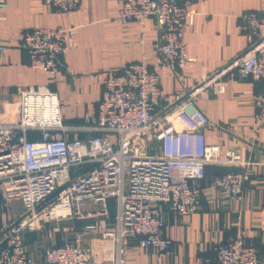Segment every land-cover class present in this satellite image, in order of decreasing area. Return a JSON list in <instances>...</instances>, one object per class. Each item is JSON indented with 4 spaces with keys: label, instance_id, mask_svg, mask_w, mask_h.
Listing matches in <instances>:
<instances>
[{
    "label": "built area",
    "instance_id": "obj_1",
    "mask_svg": "<svg viewBox=\"0 0 264 264\" xmlns=\"http://www.w3.org/2000/svg\"><path fill=\"white\" fill-rule=\"evenodd\" d=\"M81 1L44 0L60 11L72 10ZM192 1L122 0L117 14L122 23L154 19L160 62L180 77L188 60L182 30L192 19ZM5 8V0H0V22ZM240 18L241 29L250 36L244 52L173 103L161 91L159 74L141 59L108 72L97 110L84 115L81 127L64 124L57 96L46 85L18 89V99L3 104L0 206L17 199L24 213L11 214L0 225V264H39L24 236L43 224L93 219L83 231L96 233L112 216L110 199L116 204V227L99 232L114 236L120 254L123 240L135 238L139 247L153 249L162 259L172 245L165 234L167 211L183 216L202 208L204 200L220 209L242 197L254 163L242 152H222L206 141L204 130L215 123L195 103L206 91L222 93L221 80L234 73L264 84V8L246 11ZM21 40L29 66L44 70L51 79L60 71V57L73 45L69 27L28 29ZM0 51L6 47L0 45ZM253 106L252 127L264 129V85L254 94ZM75 131L84 135L70 137ZM207 165L226 170L203 188ZM213 249V257H205L202 264H264V254L243 228ZM42 250L41 264H91L92 249L80 242ZM109 264L126 263L117 258Z\"/></svg>",
    "mask_w": 264,
    "mask_h": 264
},
{
    "label": "crops",
    "instance_id": "obj_2",
    "mask_svg": "<svg viewBox=\"0 0 264 264\" xmlns=\"http://www.w3.org/2000/svg\"><path fill=\"white\" fill-rule=\"evenodd\" d=\"M5 2L0 22V45L6 47L5 52L0 51V110L4 103L18 99V89L46 85L57 96L64 124L75 128L84 125L85 114L96 112L108 72L126 62L148 60L150 68L160 76L167 101L175 102L193 85L244 52L250 36L241 29L240 16L264 8V0H193L189 5L192 19L182 30L188 60L180 77L160 62L154 19L147 18L143 24L118 20L122 0H82L69 11H60L44 0ZM39 27L71 28L73 45L60 57V71L54 79L44 70L29 66L22 46L23 32ZM221 81L222 93L206 91L195 103L215 123L204 130L206 141L220 146L222 152H242L246 160L254 163L249 166L250 179L240 199L229 200L220 209L208 206L204 200L202 208L183 216L167 211L165 234L172 245L162 259L153 249L139 247L135 238L123 240L120 254L114 236L99 232L114 231L115 213L96 233L83 231V226L93 219L51 222L43 224L41 231L26 233L24 240L33 258L41 264L43 248L74 241L92 249L91 264H109L117 258L126 264H202L205 257H213L216 242L235 235L240 228L247 230L264 254V129L252 127L253 96L264 84L237 73ZM69 135L84 134L75 131ZM225 170L207 165L201 186L208 188L210 178ZM212 193L217 196L215 189ZM8 219L7 215L0 216V225Z\"/></svg>",
    "mask_w": 264,
    "mask_h": 264
},
{
    "label": "rangeland",
    "instance_id": "obj_3",
    "mask_svg": "<svg viewBox=\"0 0 264 264\" xmlns=\"http://www.w3.org/2000/svg\"><path fill=\"white\" fill-rule=\"evenodd\" d=\"M108 206H109V210L111 211V214L115 213L116 204H115V200L114 199L108 200ZM23 213H24V210H23L19 200H17V199L13 200L9 204H7L6 207H2V208L0 207V216H3V215L4 216H6V215L10 216L11 214H16L17 216H21ZM1 226H3V224H1ZM42 227H43V225H40L38 229L41 231Z\"/></svg>",
    "mask_w": 264,
    "mask_h": 264
}]
</instances>
